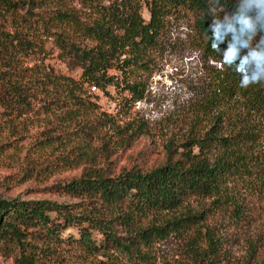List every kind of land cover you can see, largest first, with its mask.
<instances>
[{
  "label": "trees",
  "instance_id": "16d2710c",
  "mask_svg": "<svg viewBox=\"0 0 264 264\" xmlns=\"http://www.w3.org/2000/svg\"><path fill=\"white\" fill-rule=\"evenodd\" d=\"M72 1L0 0V118L9 125L32 114L50 116V129L67 145L74 136L83 141L103 132L105 113L92 88L111 96L113 86L123 101L143 99V75L166 19L186 11L195 16L205 53L221 63L208 90L209 122L180 152L168 145L160 165L87 168L61 190L74 202L0 199V254L16 264H101L102 256L138 252L160 234H187L196 224L194 264H216L217 229L223 222L242 227L249 203L264 201V84L242 87L236 65L221 59L226 44L218 48L209 31L215 18L235 11L236 0H78L86 10ZM55 51L67 72L47 63ZM100 202L110 216L94 210ZM157 213L173 214L157 225L150 221ZM71 227L78 237L64 236Z\"/></svg>",
  "mask_w": 264,
  "mask_h": 264
},
{
  "label": "rangeland",
  "instance_id": "374dc122",
  "mask_svg": "<svg viewBox=\"0 0 264 264\" xmlns=\"http://www.w3.org/2000/svg\"><path fill=\"white\" fill-rule=\"evenodd\" d=\"M71 6L86 10L78 0L72 1ZM143 14L149 18L147 7ZM165 23L151 69L143 75L147 82L143 99L123 101L113 86L109 89L111 96L96 91L97 102L105 113L103 132H90L83 141L74 136L67 145V141L62 143L63 135L58 136L50 129V116L32 114L26 117L27 122L9 125L0 118V199L74 202L61 190L87 168L110 166L114 171L132 166L151 168L167 160L168 145L179 147L188 136L203 132L209 122L205 107L212 72L215 67L220 68L221 63L203 50L193 14L177 12ZM49 45L52 47L51 40ZM47 63L63 72L68 71L57 58L56 51ZM111 72L120 74L115 70ZM124 96L130 97L127 92ZM245 120L252 123L251 118ZM182 149L179 147V152ZM192 206L196 210L202 209L197 200L192 201ZM249 206L247 223L242 227L230 228L229 223L223 222L217 229L214 242L220 246L222 255L216 264H264V201L252 202ZM93 208L100 214L111 215L101 202ZM172 214L157 213L150 216V221L161 225ZM191 226L187 234L179 231L165 236L160 234L142 245L138 252L114 251L100 257V262L194 264L192 249L198 243L190 241L192 229L197 225ZM69 235L78 237V229L71 227L64 232V236ZM0 264L16 263L12 256L0 254Z\"/></svg>",
  "mask_w": 264,
  "mask_h": 264
},
{
  "label": "clouds",
  "instance_id": "9594fccd",
  "mask_svg": "<svg viewBox=\"0 0 264 264\" xmlns=\"http://www.w3.org/2000/svg\"><path fill=\"white\" fill-rule=\"evenodd\" d=\"M264 0H236L235 11L215 18L209 26L223 63L236 65L241 86L264 84Z\"/></svg>",
  "mask_w": 264,
  "mask_h": 264
},
{
  "label": "built area",
  "instance_id": "2783aa9c",
  "mask_svg": "<svg viewBox=\"0 0 264 264\" xmlns=\"http://www.w3.org/2000/svg\"><path fill=\"white\" fill-rule=\"evenodd\" d=\"M92 89H93L94 92H96V91H101L100 89H96V88H94V87H93Z\"/></svg>",
  "mask_w": 264,
  "mask_h": 264
}]
</instances>
